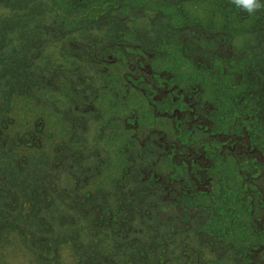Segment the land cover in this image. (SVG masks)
<instances>
[{"label":"rangeland","instance_id":"374dc122","mask_svg":"<svg viewBox=\"0 0 264 264\" xmlns=\"http://www.w3.org/2000/svg\"><path fill=\"white\" fill-rule=\"evenodd\" d=\"M0 264H264V9L0 0Z\"/></svg>","mask_w":264,"mask_h":264},{"label":"clouds","instance_id":"9594fccd","mask_svg":"<svg viewBox=\"0 0 264 264\" xmlns=\"http://www.w3.org/2000/svg\"><path fill=\"white\" fill-rule=\"evenodd\" d=\"M232 4L249 15L255 14L258 10L264 9V0H232Z\"/></svg>","mask_w":264,"mask_h":264}]
</instances>
